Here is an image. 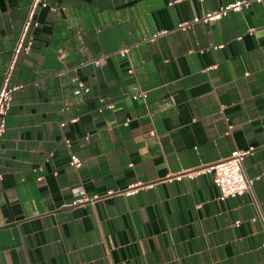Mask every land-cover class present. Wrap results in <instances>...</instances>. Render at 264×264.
Returning a JSON list of instances; mask_svg holds the SVG:
<instances>
[{
  "label": "crops",
  "instance_id": "obj_1",
  "mask_svg": "<svg viewBox=\"0 0 264 264\" xmlns=\"http://www.w3.org/2000/svg\"><path fill=\"white\" fill-rule=\"evenodd\" d=\"M32 1L0 0V88L13 62L22 85L0 141V264H264V1L178 31L234 0H44L15 57ZM249 147L252 193L173 177Z\"/></svg>",
  "mask_w": 264,
  "mask_h": 264
},
{
  "label": "built area",
  "instance_id": "obj_2",
  "mask_svg": "<svg viewBox=\"0 0 264 264\" xmlns=\"http://www.w3.org/2000/svg\"><path fill=\"white\" fill-rule=\"evenodd\" d=\"M200 2L204 0H199ZM264 0H234L225 4L219 5L216 9L210 10L205 12L202 15L195 16L191 19L180 21L176 24L175 30L178 31H187L192 28V26L195 23H208L210 21L219 20L225 15H227L230 11L238 12L241 11L244 7H248L252 2H263ZM46 2L44 0H33L31 4V9L29 12V18L26 21L23 29V33L21 34L18 43L15 46V57L19 56L21 53L28 54L32 48V45L34 43V37L32 34H30V28L32 26L36 27L38 23L34 21V15L36 12V9L39 6H46ZM53 9V8H51ZM255 28L250 27L248 28V33L252 34L254 32ZM168 30L161 29L155 32L151 36V40L157 38L160 35L166 34ZM238 38H241L239 36ZM223 45H216L213 46V48H221ZM117 53L121 57H126L128 54V47H123L117 51ZM105 57V56H104ZM104 57L92 59L89 61L90 64L93 65H100L102 61L104 60ZM14 66V62L10 65L9 70L5 73L3 84L0 88V141L3 136V133L5 131V119L6 116L10 110L12 99H13V92L17 89L22 88V85H12L10 83L12 69ZM129 73H133V68L128 69ZM59 74H62L60 72ZM74 82L76 83V86L73 90L74 95H80L82 93L89 92L90 88L88 85H86L83 81L79 80V78L75 77ZM132 99H141L143 102H145L147 97L146 91H138L131 95ZM102 101V99H100ZM107 108L112 109L114 105L112 103H107L105 105ZM76 119H73L75 121ZM61 126L64 125L62 122L60 124ZM231 128V125H229V129ZM88 139V136L85 137ZM67 144H69V140H66ZM254 150V147H249L248 149L244 150H234L231 152V154L219 161L212 162L209 164H205L203 166H200L194 170H188L185 172H181L178 174H175L173 177L176 180H181L183 177L185 178H193L196 175L209 173L212 175L213 183L218 187L220 194L219 199L224 200L228 197H236L239 195H243L245 193H252L253 192V184L255 179L257 178H251L247 176L245 169H244V159L247 155L251 154ZM70 163L76 167H79L81 165V160L76 156H71ZM143 187V184H136L135 186L131 185L127 187L125 190H123V193L125 195H131L138 191L139 188ZM108 193H112L110 190ZM83 199L79 198L73 201V204L82 202ZM259 216L264 219V213L259 211ZM240 222L239 220L235 221V224L238 225ZM264 246V242L261 244Z\"/></svg>",
  "mask_w": 264,
  "mask_h": 264
}]
</instances>
